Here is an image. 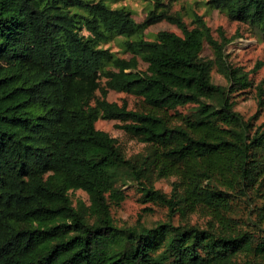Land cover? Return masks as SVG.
<instances>
[{"label": "trees", "instance_id": "1", "mask_svg": "<svg viewBox=\"0 0 264 264\" xmlns=\"http://www.w3.org/2000/svg\"><path fill=\"white\" fill-rule=\"evenodd\" d=\"M210 2L264 39V0ZM163 19L182 33L146 38ZM220 33L197 12L190 27L156 6L138 22L107 0H0V264H256L264 256V237L231 214L264 195V120L235 108L233 92L253 80L228 60ZM117 36L129 57L104 46ZM206 43L213 58L203 55ZM215 67L227 86L213 81ZM110 90L139 97L141 107L109 100ZM99 118L121 120L146 152L127 156L96 127ZM169 175L177 176L170 194L154 184ZM131 187L144 203L166 206L168 218L119 224L111 205ZM75 189L89 203L74 202ZM197 208L212 216L205 225L173 221Z\"/></svg>", "mask_w": 264, "mask_h": 264}, {"label": "rangeland", "instance_id": "2", "mask_svg": "<svg viewBox=\"0 0 264 264\" xmlns=\"http://www.w3.org/2000/svg\"><path fill=\"white\" fill-rule=\"evenodd\" d=\"M107 2L112 7L121 5L129 7L138 22H142L149 10L155 6L158 12L165 10L170 14L181 15L190 27L192 26L193 12L203 15L217 39L222 40L220 30L228 39L225 47L228 60L234 65H240L245 70L250 71L253 85L247 89L235 91L231 96L235 101V108L246 118L255 117L254 121L257 123L264 120V39L255 27L231 18L225 11L216 8L210 0H107ZM163 29L182 33L175 23L163 19L145 29L146 38H155V34ZM82 31L87 32L85 29ZM104 46L116 51L121 56H130V53L126 52L123 47L121 36L115 37L105 43ZM203 55L208 58L214 57L213 50L208 43L205 44ZM258 64H261L259 68H257ZM146 66L147 64L140 59V67L145 69ZM212 77L215 83L228 85L226 77L218 72L216 67L212 71ZM107 98L120 104L126 102L130 109H138L142 103L139 97L122 91L110 90ZM122 123L119 119L99 118L95 124L97 128L106 130L116 137L127 156L146 152L148 144L126 132L120 126ZM175 180H177L175 175L158 177L154 179V184L160 190L170 194ZM70 194L74 202L82 199L89 203L88 193L82 189L71 190ZM111 209L119 224L128 225L136 224L139 218L146 225H152L158 220H166L169 213L166 206L152 202L144 203L140 194L135 193L133 187L128 190L127 198L120 204H112ZM249 209H252L253 213H249ZM263 211L264 195H258L253 198V201L246 200V202H240L239 205L236 204L231 214L238 221V227L251 228L256 240H260L264 237V215L261 216ZM210 218H212L211 215L197 208L192 212H187L183 217L180 214H176L173 216V221L176 223L188 222L205 225ZM252 257L254 258V256ZM243 258L245 257L243 256ZM254 260H256V264H264V256L255 257Z\"/></svg>", "mask_w": 264, "mask_h": 264}]
</instances>
